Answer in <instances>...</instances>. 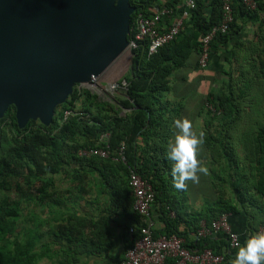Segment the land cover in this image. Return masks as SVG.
<instances>
[{"label": "trees", "instance_id": "1", "mask_svg": "<svg viewBox=\"0 0 264 264\" xmlns=\"http://www.w3.org/2000/svg\"><path fill=\"white\" fill-rule=\"evenodd\" d=\"M184 1L129 0L127 41L133 39L137 19L150 18L162 7L174 9L165 21L171 26ZM194 1L177 36L155 54H147L145 40L137 42L119 81L126 88L110 101L75 84L48 125L36 119L19 127L15 107L5 109L0 117V264H39L41 259L44 264H89L93 259L119 264L137 238L128 229L141 225L132 209L128 168L153 187L154 235L182 238L185 249H210L223 255L222 264H230L239 249L227 253L221 236L196 239L201 223L210 228L227 215L232 228L230 218L245 215L248 231L239 235L242 246L264 226V0H253V10L231 0L233 22L210 42L204 70L213 69V86L198 112L200 117L206 113L209 124L202 146L210 173L206 205L187 214L186 192L173 187L166 150L184 104L167 99L171 76L191 57L192 69L200 70V41L221 19L219 0ZM66 111L70 115L64 119ZM121 143L125 165L112 157L79 155L106 146L112 153ZM63 175L71 187L61 193L53 177ZM164 264L176 263L167 259Z\"/></svg>", "mask_w": 264, "mask_h": 264}, {"label": "water", "instance_id": "2", "mask_svg": "<svg viewBox=\"0 0 264 264\" xmlns=\"http://www.w3.org/2000/svg\"><path fill=\"white\" fill-rule=\"evenodd\" d=\"M129 0H0V117L48 125L75 84L125 48Z\"/></svg>", "mask_w": 264, "mask_h": 264}, {"label": "built area", "instance_id": "3", "mask_svg": "<svg viewBox=\"0 0 264 264\" xmlns=\"http://www.w3.org/2000/svg\"><path fill=\"white\" fill-rule=\"evenodd\" d=\"M248 9H255L253 0H241ZM221 5V19L218 25L212 27L210 32L200 41L198 67L206 69L210 52V42L216 34H225L233 22L231 11V0H219ZM195 8L194 0H185L182 4V11L179 18L171 26H167L165 21L173 16V8L163 7L150 18H139L135 21L133 28V39L128 42V48H136L138 41H146L147 54H155L161 47L168 44L178 34L184 20L189 17V11ZM97 78L92 76L85 84L87 87L97 88ZM120 81V80H119ZM112 82L105 87V93L113 95L117 91L126 88L125 81ZM85 85H81L85 86ZM206 108L208 103L205 104ZM214 112V111H212ZM70 112H64V119ZM108 135H103L101 139L106 141ZM123 143L114 151L110 152L109 147L92 149L80 152V156H97L102 159L112 157L116 163L126 164ZM128 184L131 195L134 199L132 209L138 215L141 225L136 230L133 227L128 229L130 236H136L134 245L125 251L119 264H164L167 259H174L176 264H222L223 255H216L210 249L202 251H190L183 247L184 239L177 236L154 235L156 228L152 207L154 206L155 193L151 184L145 180L135 169L128 168ZM258 232H264L261 226ZM196 239L201 237H223L227 242V253L230 250L239 249L241 244L240 236L233 232L227 215H223L212 222L210 228H206L201 223L200 229L196 233Z\"/></svg>", "mask_w": 264, "mask_h": 264}, {"label": "rangeland", "instance_id": "4", "mask_svg": "<svg viewBox=\"0 0 264 264\" xmlns=\"http://www.w3.org/2000/svg\"><path fill=\"white\" fill-rule=\"evenodd\" d=\"M194 62V57H191L185 68L180 69L175 71L172 76H171V84L176 85L180 84V78H184L187 80L189 86L191 87V82L190 80L197 81V83L193 86V88L190 89L189 94H190V100L188 101L185 99L184 104V111L181 115V118L187 117L193 121L194 129L197 131L200 130H205V125L206 124V113L204 112L203 115L204 117L198 118L197 116V111H198V106H200V99L201 95L200 92L201 89H203L205 86L202 85V83H198V81H201V79L197 78V76L201 75L202 72L200 70H192L191 65ZM131 64V53L128 48H125L97 77V83L100 84L98 89H95L93 87H87L86 85L83 86L84 89H88L91 93L96 95L98 99L103 100V101H110L112 98L117 95V93H114L113 95H109L105 93V87L109 85V83L112 82H117L122 79V77L125 75V73L128 71V68ZM224 67V66H223ZM198 79V80H197ZM188 93V91H187ZM170 97L173 98V96ZM168 97V96H167ZM179 98L178 100L175 99L177 104L179 103ZM209 108H212L210 104H208ZM212 112V111H211ZM213 113V112H212ZM180 118V119H181ZM198 123V124H197ZM197 124V127L195 126ZM177 131V130H176ZM175 135V134H174ZM174 135L171 137V140H174ZM169 141V142H170ZM169 143H167L168 146ZM199 158L203 160L205 166L206 164H209V161L206 157V153L204 152L203 148L200 151ZM210 173L208 172L207 175L201 174L200 176V181L198 184H193L191 181L188 182V187L187 190L185 191L186 193L184 194L183 198V205L185 207V212L189 215L197 213L199 210L204 208V205H206L205 200L208 198V186L207 184L210 181ZM55 181V187L62 193L66 191L67 189L69 190L71 185L70 183L66 180V177L63 176H54L53 177ZM29 210V209H28ZM37 214L43 216L44 211H39L38 209H35ZM27 211L23 213L22 221L20 222V228L25 225V217H26ZM26 227V226H25ZM97 264H104L99 259H96ZM47 263L46 260L41 259L39 264H44ZM91 264V262H89Z\"/></svg>", "mask_w": 264, "mask_h": 264}, {"label": "clouds", "instance_id": "5", "mask_svg": "<svg viewBox=\"0 0 264 264\" xmlns=\"http://www.w3.org/2000/svg\"><path fill=\"white\" fill-rule=\"evenodd\" d=\"M99 85L95 89H98ZM173 124L177 131L174 140H171L167 146L166 158L171 162L173 187L179 191H186L189 181L198 184L201 174H208L207 167L203 160L199 158L205 142V132L195 130L193 121L187 117L174 120ZM230 264H264V232L252 234L245 241V244L239 248Z\"/></svg>", "mask_w": 264, "mask_h": 264}, {"label": "crops", "instance_id": "6", "mask_svg": "<svg viewBox=\"0 0 264 264\" xmlns=\"http://www.w3.org/2000/svg\"><path fill=\"white\" fill-rule=\"evenodd\" d=\"M193 64H194V62H193ZM193 64L191 65V69H192ZM185 67H183V68H185ZM183 68H180V69H183ZM201 72H202V74L197 76V78L201 79V81H198V83H202L203 86H205V85L206 86L203 89H201V91H199L200 95H201V99L199 101L200 106H198V111H197L198 118H202V117H200L198 112H199V110H201L203 108L204 98L206 97V94L209 92V90L211 88V85L213 86L211 81H212V76L214 75L212 68H210L208 71L204 70V71H201ZM180 82H181L180 84H176V85L173 84L172 85L171 92L169 94H167V96H168L167 99L168 100L175 101V99L178 100V97H180L179 99H181V101L183 103H185V99H187L188 101L190 100L189 91H190L191 88H193V86L197 83V81L190 80L191 87L187 83L188 81L185 80L184 78H180ZM187 91H188V93H187ZM170 94H172L171 96H173V98L170 97ZM197 124H195L196 127H197ZM175 132H176V129H175ZM154 209H155V207L153 206L152 207V212L154 211ZM262 213H264V212H262ZM155 219H157V216H154V220ZM230 219H231V223H232L233 232L237 233L238 235H243L246 231H248L247 223H246L247 219H246L245 215H242V214L236 215V216H233ZM156 225H157V223H156ZM90 262H91V264H97L96 259L95 260L93 259V261L91 260Z\"/></svg>", "mask_w": 264, "mask_h": 264}]
</instances>
